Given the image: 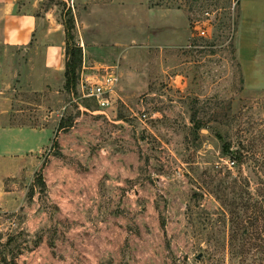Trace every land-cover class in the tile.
<instances>
[{"label": "rangeland", "instance_id": "obj_1", "mask_svg": "<svg viewBox=\"0 0 264 264\" xmlns=\"http://www.w3.org/2000/svg\"><path fill=\"white\" fill-rule=\"evenodd\" d=\"M237 1L125 0L112 15L102 0L40 2L57 40L73 19L71 91L65 65L44 69L37 30L9 50L0 38V125L27 128L13 136L24 151L0 150V264H264L247 193L237 218L217 198L220 176L240 174L220 133L251 152L250 189L264 178V2ZM108 65L119 80L102 112L79 81Z\"/></svg>", "mask_w": 264, "mask_h": 264}, {"label": "crops", "instance_id": "obj_2", "mask_svg": "<svg viewBox=\"0 0 264 264\" xmlns=\"http://www.w3.org/2000/svg\"><path fill=\"white\" fill-rule=\"evenodd\" d=\"M45 0H0V38L4 42V48L6 50L15 47L16 45H22L30 42L34 32L38 33V36L46 41L44 43V69L55 70L61 69L62 66L66 65V48L63 51L62 46L66 42V29L59 30L57 33L59 36L56 39V28L63 26L61 23H54L53 19L41 18L38 16L36 8L39 7L40 2ZM125 0H102V2H110L111 5L114 3L118 6H112L108 8L110 15L121 14V5ZM242 4H249L252 7H257L259 2L264 0H238ZM17 8V9H16ZM171 17V16H170ZM172 18V17H171ZM174 19V18H173ZM171 20V19H170ZM61 29V28H60ZM65 35V42L62 36ZM58 41V42H56ZM3 44V43H2ZM37 47L29 48L30 52L37 50ZM0 99L5 104L6 99L0 91ZM8 106V105H7ZM7 106L0 105V114L6 113ZM27 128L15 127L14 125H0V150L8 151V149L20 147L23 141L13 140L14 134H24ZM22 148V147H20ZM23 151L25 148H22Z\"/></svg>", "mask_w": 264, "mask_h": 264}, {"label": "trees", "instance_id": "obj_3", "mask_svg": "<svg viewBox=\"0 0 264 264\" xmlns=\"http://www.w3.org/2000/svg\"><path fill=\"white\" fill-rule=\"evenodd\" d=\"M74 22L72 18H69L65 22L66 29V65H65V88L68 91L74 90L77 85V80L79 76V70L82 64V48L77 46L74 42L73 35ZM88 99V98H86ZM95 101V100H93ZM96 103V101H95ZM97 104V103H96ZM64 118L62 117L59 123V128H65L66 124H64ZM191 121L194 123L195 129H200L205 127V123H203L195 114L192 116ZM220 133V132H219ZM220 139L223 142V154L231 155L232 162L237 163L239 167L238 175H232L233 173L228 170L220 176L219 182L217 184L218 195L217 198L224 204L228 205L230 208L232 207V213L234 216V210L238 206V201L243 199V194L247 193L249 199H251V203L247 205V209L251 210V216L254 220L253 233L260 240L259 243H256L255 253L260 254L264 252V232H261V227L264 226V178L260 180L254 190L250 189V180L246 177L242 176V166L244 162L248 161L251 158V152L247 149V146H243L239 144L238 147L234 148L232 141H228L221 133L219 134ZM53 146H59V143L56 138L53 140ZM38 184L41 186L42 191H46L47 185L43 178V174L40 172L38 175ZM247 187V190L246 188ZM229 199V202H227ZM233 215V214H232ZM239 216V215H238ZM242 221V220H241Z\"/></svg>", "mask_w": 264, "mask_h": 264}, {"label": "built area", "instance_id": "obj_4", "mask_svg": "<svg viewBox=\"0 0 264 264\" xmlns=\"http://www.w3.org/2000/svg\"><path fill=\"white\" fill-rule=\"evenodd\" d=\"M238 2V1H237ZM204 19L194 20V28L198 36L208 37V28L211 25V13L206 11ZM119 80L118 65L102 66L101 74L98 75H81L79 81V91L81 96L88 99H94L100 110L105 112L113 106L116 100V86Z\"/></svg>", "mask_w": 264, "mask_h": 264}]
</instances>
